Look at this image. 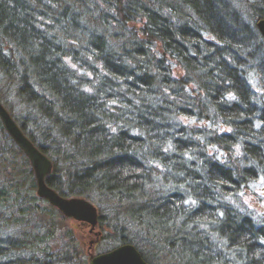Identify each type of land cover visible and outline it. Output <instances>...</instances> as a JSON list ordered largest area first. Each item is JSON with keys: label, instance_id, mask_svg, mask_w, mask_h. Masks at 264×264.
I'll return each instance as SVG.
<instances>
[{"label": "trees", "instance_id": "1", "mask_svg": "<svg viewBox=\"0 0 264 264\" xmlns=\"http://www.w3.org/2000/svg\"><path fill=\"white\" fill-rule=\"evenodd\" d=\"M261 18L230 0H0V102L56 158L48 187L104 199L149 264H264L241 200L264 188ZM35 186L0 122V264L85 263L72 229L50 251L61 213Z\"/></svg>", "mask_w": 264, "mask_h": 264}, {"label": "water", "instance_id": "2", "mask_svg": "<svg viewBox=\"0 0 264 264\" xmlns=\"http://www.w3.org/2000/svg\"><path fill=\"white\" fill-rule=\"evenodd\" d=\"M256 28L264 39V18L256 22ZM0 122L8 136L12 138L23 154L27 157L36 183V194L39 198L46 199L48 203L57 208L64 217L75 221L90 224L93 227L98 222L97 208L88 199L83 197L61 196L56 190L48 187L46 177L53 169L51 159L41 152L36 145L22 132L13 116L0 102ZM89 264H149L141 257L134 245L123 243L111 250L90 255Z\"/></svg>", "mask_w": 264, "mask_h": 264}, {"label": "rangeland", "instance_id": "3", "mask_svg": "<svg viewBox=\"0 0 264 264\" xmlns=\"http://www.w3.org/2000/svg\"><path fill=\"white\" fill-rule=\"evenodd\" d=\"M232 5L237 8V10L243 12H249V7H255L263 5L261 0H230ZM261 3V4H260ZM258 21V20H257ZM256 21V22H257ZM256 24V23H255ZM205 36L210 37L208 34ZM248 81L251 82L254 89L263 96V92L259 88L258 78L256 77L255 73H250L248 75ZM10 113V112H9ZM223 129V128H222ZM220 128V131H222ZM59 157V156H58ZM52 160L56 159L54 156L51 157ZM250 190L245 192L246 194L241 195V200L243 202L242 207L247 211L250 210L252 214L254 213L259 219L262 220L264 223V191H263V184L262 182H258L257 184H251L249 187ZM235 200L238 204L237 195ZM93 205L97 208L98 217L101 216V222H98L95 227L92 228L90 224L82 223L79 221H75L72 218L64 217L61 215H56V223H57V234L55 238H53L50 244V251L54 253H58V251H62L63 248L61 247V242L64 241V237L66 234L67 229H72L73 231V238L79 243L78 248L81 246L82 248V259L86 262L81 264H89L90 255L99 254L100 252H106L111 250L112 247L117 246L120 244L119 236H120V229L114 228L113 226L116 225V221L112 220L113 216L110 212V206L105 202L104 199L99 198V196H95V201L92 202ZM47 203H40V207L44 208ZM48 206V205H47ZM54 208V207H53ZM102 209V210H101ZM17 230V229H16ZM8 230H5V232ZM136 228L127 229V235H132ZM123 232V233H124ZM10 233H13L12 231Z\"/></svg>", "mask_w": 264, "mask_h": 264}, {"label": "snow or ice", "instance_id": "4", "mask_svg": "<svg viewBox=\"0 0 264 264\" xmlns=\"http://www.w3.org/2000/svg\"><path fill=\"white\" fill-rule=\"evenodd\" d=\"M262 180H264V178H262Z\"/></svg>", "mask_w": 264, "mask_h": 264}]
</instances>
